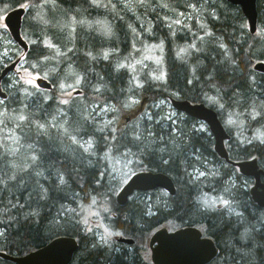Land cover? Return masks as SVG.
<instances>
[{"label": "trees", "instance_id": "16d2710c", "mask_svg": "<svg viewBox=\"0 0 264 264\" xmlns=\"http://www.w3.org/2000/svg\"><path fill=\"white\" fill-rule=\"evenodd\" d=\"M27 2L28 0H0V10L2 8L10 9ZM35 2L38 3L39 0H35ZM57 3L59 5V12L58 14L55 12L49 18L52 20V23L43 32L41 31L43 26L32 20L34 9L26 8L21 32L29 47L23 55V59L25 60L23 68L39 74L50 69V73L46 75L53 85L61 79L69 78V69L75 70L85 77L80 83L82 95L71 97L68 104H56L54 102L56 87L52 88L51 91L34 90L27 95H22L20 91V86L25 84L23 82L18 83L19 90L15 86L8 90L4 89L8 96L3 101V105L5 106L4 111H2L3 115H0V121H3L0 123V169L5 168V160H12L18 165H24L28 162L26 158L33 149L37 152L43 149L45 155L49 158H62L58 151L61 130L53 128L51 125L65 124L69 132L82 128L85 123L83 117L89 114L84 110L85 102L97 100L105 103V98L111 95L108 89L119 91L120 88H124L127 92L132 76L146 79V73L144 72H136L133 68H116L118 62H129L126 54L129 51L131 41L135 42L138 46L145 42H163L162 71L166 73L165 80L154 81L144 88L148 97L146 111L143 109L131 117L127 124L132 127L139 125L141 128H144L147 124L148 116L153 117L152 128L155 131H160L161 125H167L168 121L166 120H160V125L155 123L160 117L166 116V112L168 113L166 105H161L159 108L153 105L159 100L164 99L166 102H169L170 97H172L187 99L190 102H198L204 101L205 92L209 96L214 95V91L209 90L205 86L206 74L212 71L214 67L217 69L218 79L221 83H233L232 80L228 79L232 75L231 71H222L221 68L223 66L217 65V61L224 59L225 50L219 47L220 43L227 45L230 57L237 60L239 67L244 69L246 74L254 78L258 85L264 86V73H259L252 69L254 60L264 61V39H261L257 35L261 29H264V0H257L256 3L257 31L254 34L249 33L240 7L226 0H160L158 4L153 2L154 4L151 6L143 7L141 5L132 9H125L117 0H97L95 4L93 0H57ZM165 4L167 7L163 6ZM190 4H196L197 8L189 7L188 5ZM180 9H188L199 15L201 20L200 25L193 24L192 19L182 25L173 22L169 16V11ZM73 16L77 20L86 21V23L83 25H71V27L64 26L70 20V17ZM29 17H31L30 21L27 20ZM100 19L106 20L108 26H110L111 36L102 35L100 31L96 30L97 25L95 22L97 20L100 21ZM142 20H145L143 24H141ZM89 24L92 27H89ZM201 25L204 26L205 31L213 33L212 36H204L203 44L197 39L198 36L204 35ZM9 36L7 30L0 29V40L2 38L7 39ZM45 38L55 45L58 52L54 48L46 47L41 42ZM31 41H36V43L33 44ZM193 43L201 48L199 53L193 49H189V52L192 53L191 55L187 53H181L180 56L177 55L180 50L179 48ZM102 51H110L109 59L105 60L103 58V55H101ZM8 52L12 57L11 59H6L5 62L18 57L22 49L13 42ZM88 52H92L96 59L93 60L87 56L86 53ZM59 53H64V55L61 56ZM42 55L48 56L49 59L42 62L40 67L33 68L32 64ZM2 66L0 63V71ZM224 66H226V62ZM193 67L197 68L195 75L199 76L200 80H194L192 85H188L186 84V80L193 78ZM7 79L8 77H5L3 82L6 83ZM234 81L240 85L241 89L247 86L246 77L243 75H235ZM97 84L107 85V89L101 87L100 94L98 95L93 91V86ZM178 92L181 94L177 95ZM261 98H264V93H257L256 99L259 101ZM23 105H28V107L25 108ZM213 108L217 110V108ZM217 112L219 118L223 119L224 115H221L218 110ZM63 113H67L65 119L68 123H65V120L61 119ZM20 114L27 116L28 121H20L18 119ZM91 114L95 116L93 112ZM176 114H178V127L194 139L195 147L199 150L201 159L209 161V164L205 166L193 160L192 163L195 166L200 167L201 170H205V168H217L221 169V171L227 170L232 173L233 178L239 175L241 179L249 182L247 177L241 176L234 166L225 162L223 158L215 153L213 150V137L210 133L206 131L203 133L192 132L193 125L198 122L197 120L179 111H176ZM112 116L111 112L106 113L105 117L95 116L97 126L102 127L103 122L112 119ZM36 121L47 123L51 140L49 136L38 135L37 128L35 127ZM75 121L76 124H73ZM89 123L91 124V121ZM124 125L125 123L121 125L117 124L116 126L123 128ZM256 127V123H252L251 125L244 123L243 130L239 134H234L228 129L227 132L230 137L225 142V146L230 159L243 160L256 156L260 167L264 169V146L245 144L237 147L238 140H243L244 137L251 138L250 134ZM84 139H88V137L85 136ZM17 140L19 143L16 142ZM32 142H35L33 149H29L28 144ZM17 148L19 151L15 156H3L4 152L11 153ZM221 165L226 166V169L221 168ZM100 167L102 170L103 162H101ZM160 171L167 173L172 178L175 188H177L176 176L167 170ZM82 175L85 174L82 173ZM46 176L47 172L45 171L44 176L38 178L40 183L45 184V186H47L44 179ZM93 178L92 173L85 175V180L89 185H91ZM25 180V185L9 184L10 191H5L3 196L0 197V200H2V203H0V220L3 221V223H0V231L6 230V237L0 238V249L10 254L19 255L26 253L31 249L44 245L57 234H67L76 236L79 240L78 249L73 254V264H152L146 244L144 245V239L148 238L149 233L153 229L164 222L173 227L182 226L186 222L204 224V221L198 216H186L184 221L180 222L175 219L174 215L167 216L166 219L167 213L160 212L155 216L147 217L142 229L130 228L124 231L125 235L134 237L135 239V243L131 246L120 243L117 244L119 247H93L97 240L91 234L81 231H59L51 234L49 221L56 215L59 208V204L53 201H49L44 205L38 221L31 217L27 220L17 217L18 223L9 220V216H14L19 211V209L11 208V205L8 203L9 200L15 203V198H18L21 204H25L26 209L29 206L28 193L32 192V181L28 180L27 177H25ZM240 184L241 181H238L236 199L242 204L247 205L248 211L244 213L245 216L248 213L260 215L261 213H257L258 207L255 206L256 204L250 198L248 188H241ZM73 187L75 188L76 186L73 185ZM201 187L204 192L217 194L221 192L222 186L218 182V178L210 176L203 181ZM76 190L79 191L78 188ZM163 192L161 189H154L146 193L153 196V200L150 203L155 205L156 197ZM143 193L145 192H140L141 195ZM196 194L198 193H193V195ZM32 195L35 197V192H32ZM30 203L34 206L36 203L35 199ZM234 206L236 207V205ZM73 207H77V205L73 204ZM120 207L127 209L128 205L125 203L120 205ZM148 207L149 204L147 203L141 205V208L144 210H147ZM236 208H238L236 212H244L243 207ZM114 218H112V221L116 227L120 228L119 221ZM231 219L233 224H235V214H233ZM212 220L218 227L214 229L216 234L210 235L215 239V244L219 251L210 264H244V261L236 254L235 249L229 250L226 245L228 239L227 233L229 231L227 223L229 216L225 213L218 217L213 216ZM222 257L224 258L223 261H221ZM254 260L255 264H264V250H261ZM0 264L13 263L0 258Z\"/></svg>", "mask_w": 264, "mask_h": 264}, {"label": "snow or ice", "instance_id": "6c2138e0", "mask_svg": "<svg viewBox=\"0 0 264 264\" xmlns=\"http://www.w3.org/2000/svg\"><path fill=\"white\" fill-rule=\"evenodd\" d=\"M137 2L143 4L145 0H137ZM93 3H97V0H93ZM163 6L167 7L166 4ZM188 6L194 9L197 8L196 4ZM22 7L36 10L32 20L43 26L41 29L43 32L52 23L47 18L44 10H52L58 8L59 5L57 0H39L38 3L35 0H28ZM85 23L86 21L77 20L73 16L64 26L71 27V25H83ZM95 23L99 25L96 30L100 31L102 35H112L110 26L104 25L100 21ZM176 23L179 24L180 21L177 20ZM88 26L92 27L91 24ZM8 27L7 22L0 24V29L7 30ZM201 30L204 31V35L198 36L197 39L203 44L204 36H212L213 33L205 31L203 25H201ZM257 35L264 39V29H261ZM41 42L48 48H55V45L51 44L46 38ZM31 43L35 44L36 41H31ZM162 45L163 42L152 47L162 48ZM219 47L225 51L224 59L217 61V65L223 66L222 71H231L232 75L228 79L232 80L233 83H221L218 79L217 69L214 67L212 71L206 74L205 86L214 91L215 94L209 96L205 92L204 101L217 108L221 115L227 112L225 124L230 128H242L244 123L257 124L253 136L238 140L237 147L245 144L264 146V98L259 101L256 99L257 93H264V86L258 85L254 78L239 67L237 60L230 57L226 44L220 43ZM189 49H193L197 53L201 51V48L193 43L189 44L187 48H181L177 55L180 56L181 53L191 55ZM110 54V51L101 52L105 60L109 59ZM59 55L63 56L64 53H59ZM86 55L93 60L96 59L92 52H88ZM48 59V56H39L32 67L38 68L42 62ZM225 62L226 66H224ZM137 63L141 62L137 61ZM160 63L161 61L157 59L156 64L159 65ZM116 68H134V66L130 63L118 62ZM196 71L197 68L193 67V78L187 79L186 84L192 85L194 80H200V77L195 75ZM237 74L246 77L247 86L243 89L234 81ZM68 75L73 77L77 84L85 78L72 69H69ZM21 79L28 84H34L31 73H28L26 77H21ZM165 79L166 73L157 68L147 74V79L132 76L127 92L124 88H120L119 91L108 89L111 95L105 98V107L102 111L105 113L111 112L113 116L112 119L103 122L102 127L97 126L96 117L91 113L83 117L84 126L74 129L73 132H69L65 124L51 125V127L61 130L58 151L62 158H49L45 155L43 149L39 152L35 151L33 149L35 142H32L28 144V148L33 150L29 152L26 158L27 163L21 166L12 160H5V168L0 169V197L3 196L5 191H10L9 184L25 185V177L32 181V192L36 194L33 197L32 192L28 193L29 206L27 209L25 204H21L18 198H15V203L9 200L8 203L11 208L19 209V211L16 215L9 216L8 219L14 223H18L17 217L23 220L31 217L38 221L44 205L49 201H53L59 204V208L56 215L49 221L51 234L59 231L93 233V229L88 227L90 223L89 216H98L99 212H90L88 215H83L85 212L84 203L87 202L88 208H102L110 219L115 217L119 221L121 230L114 231L115 224H113V227L105 226L103 233H93V235L98 236V240L93 247H110L113 236H123L124 231L130 228L142 229L147 217L155 216L160 212L167 213L166 219L167 216L174 215L175 219L180 222H183L186 216H198L204 221L199 234L205 235L206 238L208 234H216L214 229L218 225L212 220L213 216L218 217L226 213L229 216L227 221L229 226L226 241L227 248L229 250L235 249L236 254L240 256L244 264H255V256L261 250H264V213L260 215L248 213L245 216L244 213L248 211L247 205L236 199L238 191L236 182L241 180L239 175L233 178L232 173L217 168L201 170L200 167L192 163L195 160L206 166L209 161L201 159V154L195 147L194 139L178 127V114L170 113L156 120L157 125H160V120L168 121L167 125L160 126V131L153 130L152 116H148L144 128L139 125L132 127L127 123L123 128L116 126L119 123L120 116L126 110L140 103L139 97L146 86L154 81L159 82ZM64 87L61 84V88ZM68 87H71V85ZM101 87L107 89V85L97 84L93 86V91L99 95ZM180 94L177 93V95ZM61 103L68 104L69 100L64 99ZM23 106L28 107V105ZM156 107L159 108L160 105L157 104ZM0 115H3V113H0ZM66 116L67 113H63L61 119L68 123L65 119ZM18 119L28 121V117L23 114H20ZM89 121H91V124ZM2 122L0 121V123ZM35 127L38 135L49 136L51 140L47 123L36 121ZM204 131H206L205 125L200 124L198 128L193 125V133H203ZM85 136L88 137L87 140L84 139ZM16 142L19 143L18 140ZM18 151L17 148L11 153L4 152L3 156H15ZM101 162H103L102 170L100 167ZM221 168L226 169V166L221 165ZM160 170H167L174 174L178 186L172 192L164 191L157 196L155 205H152L150 202L153 200V196L147 195L146 189L155 187L156 183L160 182L162 178L157 174ZM45 171L47 176L44 179L47 186L41 184L38 179L44 176ZM82 173L85 175L88 173L93 174L94 178L91 185L86 182L85 175H82ZM210 176L218 178V182L222 186L220 189L222 194L210 197L202 190L203 181ZM73 185L76 187L74 188ZM247 185L248 181H242L240 187L246 188ZM134 189H140L145 194L141 195L140 192ZM194 192L198 194L193 195ZM122 195L124 203L128 205L127 209L120 207V197ZM33 199L36 201L34 206L30 203ZM0 203H2V200H0ZM145 203L149 204L147 210L141 208V205ZM73 204H76L77 207H73ZM233 205L243 207L244 212H236ZM77 208H79V211H77ZM233 214H235V224L231 219ZM0 223H3V221L0 220ZM5 237L6 230L0 231V238ZM223 259L222 257L221 261Z\"/></svg>", "mask_w": 264, "mask_h": 264}, {"label": "water", "instance_id": "95a60500", "mask_svg": "<svg viewBox=\"0 0 264 264\" xmlns=\"http://www.w3.org/2000/svg\"><path fill=\"white\" fill-rule=\"evenodd\" d=\"M232 4L239 5L245 17H247L249 30L251 33L256 28V0H227ZM24 12L23 7L11 9L4 16V22L9 25L12 38L22 47L23 52L27 51L28 44L20 34L21 18ZM19 57L6 64L0 71V80L14 69ZM254 69L264 71V64L257 61L253 65ZM38 86L43 88L51 87L50 83L42 77L36 78ZM6 93L1 90L0 97L6 98ZM172 106L187 115L206 122L214 138V151L228 163L238 168L239 172L254 178V184L250 188L252 199L261 207H264V183L260 176H264V171L259 169L257 160L254 158L242 161H232L229 159L224 146V140L229 135L222 126L216 112L203 103H191L187 100L170 99ZM162 179L156 183L155 187H163L169 192L174 189L171 179L161 173H157ZM261 187L262 189H259ZM146 189V190H147ZM140 190V189H134ZM120 204L123 205L124 197H120ZM118 241L131 243L132 239L119 237ZM150 258L154 264H206L215 257L217 249L209 238H201L199 231L191 226L182 227L172 232L165 228L157 230L149 239ZM78 243L70 236H57L47 244L28 252L23 256H13L0 251L2 258L16 262L17 264H68L72 254L77 250Z\"/></svg>", "mask_w": 264, "mask_h": 264}, {"label": "rangeland", "instance_id": "374dc122", "mask_svg": "<svg viewBox=\"0 0 264 264\" xmlns=\"http://www.w3.org/2000/svg\"><path fill=\"white\" fill-rule=\"evenodd\" d=\"M117 1H119V3L122 4L123 7H125V9H132V8H136V7L141 6V5L143 7H146V6L153 5L154 4L153 2H155L156 4H158L160 2V0H145V2L143 4H141V3L137 2V0H117ZM22 5H24V4H22ZM5 10L6 9H3V8L0 10V20L3 19V16H4L3 13L5 12ZM35 11L36 10H34V14L33 15H35ZM44 11L47 14V18H50V17H52L54 15L55 12H56V14H58L59 7L55 8V9H52V10L45 9ZM169 16L171 17L172 21L175 22V23H176L177 20H179L180 23L178 25H182L183 23L188 22L190 19H192L193 20V24H195L197 26L200 25V23H201L199 15H197L196 13H194V12L188 10V9H180V10H177V11L170 10L169 11ZM27 20L30 21L31 17H29ZM144 21L145 20H142L141 24H143ZM100 22H102L104 25L108 26L106 20L100 19ZM97 27H99V25H97ZM12 43L13 42L10 39V37L7 38V39L2 38L0 40V45H1L0 63L1 64L5 63L6 59H10L12 57V55L8 52V50L11 47ZM160 44L161 43H146L145 42L142 45L138 46L135 42L131 41L130 46H129V51L126 54V57H127V59H129V62L121 61L119 63H125V64L130 63V64H132L134 66L133 70H135L136 72H144V73H146V77L145 78L147 79V74L150 73L151 71H153V70H155L157 68H159L160 70L163 69L162 48H160V47L153 48L152 47L153 45H160ZM187 47L188 46H185L183 48H187ZM181 48H179V49H181ZM54 49H56V52H58L56 47ZM5 53H6V55H5ZM146 57H151V58H146ZM157 59H159L161 61V63L159 65L156 64V60ZM137 61H140L141 63H137ZM24 64H25V60L22 59L20 64H19V68H17L18 73L17 74L16 73H12V74H10L8 76V79L5 81L6 83L4 84V88L5 89L8 90L9 88H12V87L15 86L16 89L19 90V86H18L19 82H23V83H25L28 86L33 85V84H28L24 80L21 79V77H26L27 74L29 73L28 71H26L23 68ZM149 65H150V67H149ZM145 66H147V67H145ZM48 73H50V69L45 70V72L40 73V75L46 77L47 76L46 74H48ZM157 74H159V72H157ZM37 76H38V73L31 74V79L34 80V84H35V78ZM68 77L69 78L61 79V80H59L56 83V89H57L58 94H55L54 102L57 103V104H60L62 100L68 99L69 96H72L73 95V91L78 89V87L80 86V83L77 84L73 77H71L69 75H68ZM61 84H63L65 87L61 88ZM69 85H71V87H68ZM28 86H25V85H21L20 86V91H21L22 95H27L30 92L34 91V89H32V88H30ZM61 93H64L65 98H63L60 95ZM69 93H70V95H68ZM141 94L146 96V92L144 90H143V92ZM139 99L141 100V95H140ZM161 101H163V103H161ZM206 103L209 104L207 101H206ZM157 104H159L160 106L161 105H166L167 111H168V113L166 112V115L170 114V113L171 114H176V111H174L172 109V107L170 106L169 102H166L164 99L159 100L158 102L154 103L153 105L156 106ZM104 107H105V103H103L101 101H97V100L91 101V100H89V101H87V105H84V110H86L87 113L93 112V114L95 116H103V117H105L106 113L102 111V109ZM4 108H5V106L3 105V101L0 99V113H2V111H4L3 110ZM136 109H137V105H135L134 107H132L129 110H130V112H133ZM144 111H146V102H145V106H144ZM226 118H227V112H225L224 118L222 119V121H223V123H224V125L226 126L227 129L231 130L234 134H239V133L242 132L243 125H242V128H236V127H231L230 128V126L225 124ZM73 124H76V121L73 122ZM200 124L205 125L206 132L209 133L208 127H207V125L205 123L199 122V124H197L196 126L199 127ZM255 130L250 134V137L253 136V133L255 132ZM85 140H87V139H85ZM205 193H207L210 197H214L216 195L222 194L221 192L217 193V194H213V193H210V192H205ZM84 207H85V212L83 213V215H88L90 212H99L98 216H96V215L89 216L90 223L88 224V227L93 229V233H103L105 226L113 227L114 222L112 221V218H114V217H112L110 219L108 214L105 213L102 208H98V207L88 208L87 207V202L84 203ZM77 211H79V208H77ZM116 228L117 227L115 226L113 228V230L114 231L117 230ZM81 232H83V231H81ZM93 233H87V234H91L92 236L96 237V239H98V236L93 235ZM117 243L118 242L114 239V236H113L112 239H111L110 247H116ZM145 244H146V239H144V245Z\"/></svg>", "mask_w": 264, "mask_h": 264}, {"label": "flooded vegetation", "instance_id": "af4514ba", "mask_svg": "<svg viewBox=\"0 0 264 264\" xmlns=\"http://www.w3.org/2000/svg\"><path fill=\"white\" fill-rule=\"evenodd\" d=\"M262 181L264 182V178L262 179ZM256 207H258L257 205H255ZM258 211H257V213H264V209L263 208H259L258 207V209H257ZM184 226H186V225H193V226H197V228H199V229H201L202 228V226H203V224H200V223H197V222H186L185 224H183ZM202 236H205V235H202ZM208 236H210L211 237V235H207V237ZM212 239L215 241V239L212 237ZM116 247H119V245H116Z\"/></svg>", "mask_w": 264, "mask_h": 264}, {"label": "bare ground", "instance_id": "6f19581e", "mask_svg": "<svg viewBox=\"0 0 264 264\" xmlns=\"http://www.w3.org/2000/svg\"><path fill=\"white\" fill-rule=\"evenodd\" d=\"M227 1V0H226ZM263 64H264V61L262 60L261 61ZM254 71H256V72H259V73H264V71H262V70H257V69H253ZM187 101H189V100H187ZM190 102V101H189ZM176 111H179V110H176ZM180 112V111H179Z\"/></svg>", "mask_w": 264, "mask_h": 264}]
</instances>
